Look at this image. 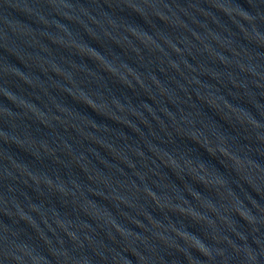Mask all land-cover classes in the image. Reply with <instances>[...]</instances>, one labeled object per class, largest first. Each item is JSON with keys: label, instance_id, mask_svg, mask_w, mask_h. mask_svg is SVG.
I'll list each match as a JSON object with an SVG mask.
<instances>
[{"label": "water", "instance_id": "obj_1", "mask_svg": "<svg viewBox=\"0 0 264 264\" xmlns=\"http://www.w3.org/2000/svg\"><path fill=\"white\" fill-rule=\"evenodd\" d=\"M0 264H264V0H0Z\"/></svg>", "mask_w": 264, "mask_h": 264}]
</instances>
